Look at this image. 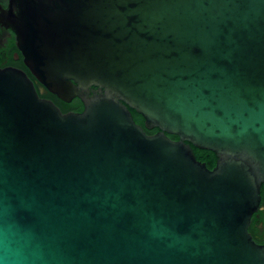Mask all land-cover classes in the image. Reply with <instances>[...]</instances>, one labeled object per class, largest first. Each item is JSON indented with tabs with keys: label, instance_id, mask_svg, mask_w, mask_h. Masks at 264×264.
<instances>
[{
	"label": "water",
	"instance_id": "water-1",
	"mask_svg": "<svg viewBox=\"0 0 264 264\" xmlns=\"http://www.w3.org/2000/svg\"><path fill=\"white\" fill-rule=\"evenodd\" d=\"M8 15L34 78L84 110L0 69V264H264L249 232L264 0H10Z\"/></svg>",
	"mask_w": 264,
	"mask_h": 264
},
{
	"label": "flooded vegetation",
	"instance_id": "flooded-vegetation-1",
	"mask_svg": "<svg viewBox=\"0 0 264 264\" xmlns=\"http://www.w3.org/2000/svg\"><path fill=\"white\" fill-rule=\"evenodd\" d=\"M9 7L10 0H0V69H17L25 72L34 81L40 96L51 100L52 94L34 78L26 65L24 54L18 44L17 34L8 25ZM81 104L83 106L82 102ZM83 110L84 106L81 111L70 110L69 112L80 113ZM249 232L257 244L264 245V190H262L260 209L252 217Z\"/></svg>",
	"mask_w": 264,
	"mask_h": 264
},
{
	"label": "trees",
	"instance_id": "trees-1",
	"mask_svg": "<svg viewBox=\"0 0 264 264\" xmlns=\"http://www.w3.org/2000/svg\"><path fill=\"white\" fill-rule=\"evenodd\" d=\"M50 98L61 109V111L64 114L68 113L70 110L81 111L83 109V106H82L81 101L79 99H74L72 103L67 104V103L60 101L56 96L52 95ZM132 114L134 116L136 123L141 125L142 127H144L143 118L133 110H132ZM145 131L148 135H153L156 132H158V129L151 130V131L145 129ZM169 137L172 140H178L177 136L169 135ZM193 149H194L195 155L199 161L206 163L207 167L209 169H213L215 167L216 156L214 153H212L211 151L201 150V149H197V148H193Z\"/></svg>",
	"mask_w": 264,
	"mask_h": 264
}]
</instances>
